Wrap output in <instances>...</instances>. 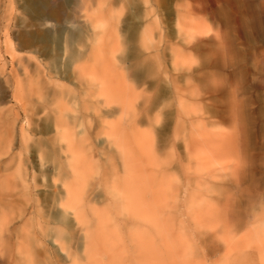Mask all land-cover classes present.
I'll return each mask as SVG.
<instances>
[{"label":"rangeland","instance_id":"rangeland-1","mask_svg":"<svg viewBox=\"0 0 264 264\" xmlns=\"http://www.w3.org/2000/svg\"><path fill=\"white\" fill-rule=\"evenodd\" d=\"M38 2L0 0V264H264V0Z\"/></svg>","mask_w":264,"mask_h":264},{"label":"bare ground","instance_id":"bare-ground-1","mask_svg":"<svg viewBox=\"0 0 264 264\" xmlns=\"http://www.w3.org/2000/svg\"><path fill=\"white\" fill-rule=\"evenodd\" d=\"M36 2H38V0H36ZM43 2V0H42ZM44 2H48V1H44ZM39 4V2H38ZM43 4V3H42ZM48 4V3H46ZM45 4V5H46ZM44 5V4H43ZM42 5V6H43ZM38 7V6H37ZM40 7V6H39ZM49 7V5H48ZM47 7V8H48ZM36 8V7H34ZM46 8V9H47ZM38 9V8H37ZM36 9V10H37ZM40 9L42 8H39L37 10L38 13H40ZM43 10V9H42ZM46 11V10H45ZM36 12V13H37ZM44 13V12H43ZM44 14H48V13H44ZM41 16V15H40ZM38 17V16H37ZM46 17H49V16H46ZM45 18V17H44ZM46 19V18H45ZM44 20V19H43ZM42 21V20H41ZM45 21V20H44ZM47 21V20H46ZM43 22V21H42ZM64 33H65V30H60L59 32L57 31V34H56V41H57V47L61 50V41H62V38H64ZM45 35V34H44ZM47 34L45 35V38H46ZM69 37H70V41H75V36L74 35H71L69 34ZM44 38V37H43ZM29 77H32V82H38L39 80H41L42 78H40V75H29ZM218 78V75H212V91H211V98H210V101H211V108H212V113H211V118H212V126L213 127H217L219 122L222 121V116L223 115H226V114H229L231 113V117H230V120L234 121V119H236V115H235V112H236V105L234 102H232L231 100V96L229 97L230 99V103L228 105L227 102H225V104L223 103V99L225 98V93H222L221 94V91L220 90H224V86H223V89L222 87L221 88H218V81L217 80ZM67 79V75H59V80H66ZM56 80V79H55ZM43 82V81H42ZM41 82V83H42ZM39 83V82H38ZM57 84V83H56ZM221 95V96H220ZM228 101V100H227ZM220 104V105H219ZM235 115V116H234ZM56 123V121L54 122ZM57 124V123H56ZM55 125V124H54ZM56 126V125H55ZM56 128V127H55ZM223 137H225V135H222ZM216 157V156H215ZM246 176V175H245ZM247 182V181H246ZM248 183V182H247ZM229 185V184H228ZM241 185V184H240ZM235 186V185H233ZM236 188V187H235ZM240 189V187L238 188ZM236 189V192L237 190ZM259 190V189H258ZM239 192V191H238ZM237 192V193H238ZM230 193V192H229ZM259 195V194H258ZM69 197V196H68ZM252 197V196H251ZM256 199V198H255ZM241 206V205H240ZM245 208V207H244ZM259 217V216H258ZM256 218V217H255ZM256 221V220H255ZM259 221V220H258ZM254 222V221H253ZM241 223V222H240ZM250 224V223H248ZM263 224V223H262ZM251 226V225H250ZM249 226V227H250Z\"/></svg>","mask_w":264,"mask_h":264}]
</instances>
